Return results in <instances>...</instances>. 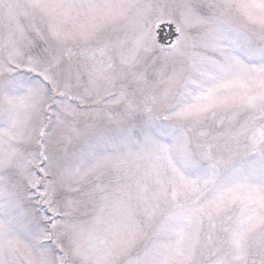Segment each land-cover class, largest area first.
Masks as SVG:
<instances>
[{"label": "snow or ice", "instance_id": "6c2138e0", "mask_svg": "<svg viewBox=\"0 0 264 264\" xmlns=\"http://www.w3.org/2000/svg\"><path fill=\"white\" fill-rule=\"evenodd\" d=\"M0 264H264V0H0Z\"/></svg>", "mask_w": 264, "mask_h": 264}]
</instances>
